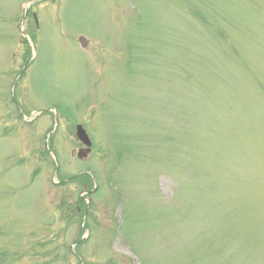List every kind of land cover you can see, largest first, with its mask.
<instances>
[{"label": "rangeland", "instance_id": "obj_1", "mask_svg": "<svg viewBox=\"0 0 264 264\" xmlns=\"http://www.w3.org/2000/svg\"><path fill=\"white\" fill-rule=\"evenodd\" d=\"M0 264H264V0H0Z\"/></svg>", "mask_w": 264, "mask_h": 264}, {"label": "water", "instance_id": "obj_2", "mask_svg": "<svg viewBox=\"0 0 264 264\" xmlns=\"http://www.w3.org/2000/svg\"><path fill=\"white\" fill-rule=\"evenodd\" d=\"M76 137L80 142H82L88 148L90 147L89 139L80 126L76 127ZM88 153H89V149L79 150L77 153V158L81 160L86 159Z\"/></svg>", "mask_w": 264, "mask_h": 264}]
</instances>
